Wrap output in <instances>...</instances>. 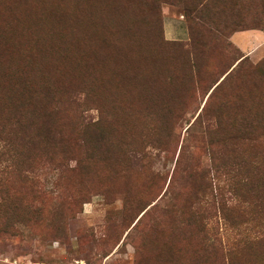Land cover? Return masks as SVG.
Wrapping results in <instances>:
<instances>
[{
  "label": "rangeland",
  "instance_id": "rangeland-1",
  "mask_svg": "<svg viewBox=\"0 0 264 264\" xmlns=\"http://www.w3.org/2000/svg\"><path fill=\"white\" fill-rule=\"evenodd\" d=\"M253 27L264 0H0V264H264Z\"/></svg>",
  "mask_w": 264,
  "mask_h": 264
},
{
  "label": "crops",
  "instance_id": "crops-1",
  "mask_svg": "<svg viewBox=\"0 0 264 264\" xmlns=\"http://www.w3.org/2000/svg\"><path fill=\"white\" fill-rule=\"evenodd\" d=\"M181 27V26H180ZM233 42L245 52L246 56L264 50V29L250 28L237 31L232 35Z\"/></svg>",
  "mask_w": 264,
  "mask_h": 264
},
{
  "label": "trees",
  "instance_id": "trees-1",
  "mask_svg": "<svg viewBox=\"0 0 264 264\" xmlns=\"http://www.w3.org/2000/svg\"><path fill=\"white\" fill-rule=\"evenodd\" d=\"M253 28H258V27H253ZM247 29H250V28H247ZM258 29H261V28H258Z\"/></svg>",
  "mask_w": 264,
  "mask_h": 264
}]
</instances>
